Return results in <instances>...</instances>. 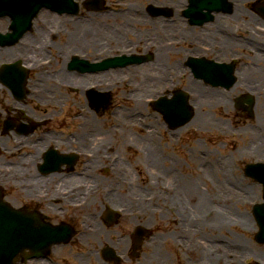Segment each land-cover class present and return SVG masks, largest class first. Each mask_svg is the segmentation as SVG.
I'll return each instance as SVG.
<instances>
[{
	"label": "bare ground",
	"instance_id": "6f19581e",
	"mask_svg": "<svg viewBox=\"0 0 264 264\" xmlns=\"http://www.w3.org/2000/svg\"><path fill=\"white\" fill-rule=\"evenodd\" d=\"M175 1H178L181 3L182 2L187 3L188 0H143L142 2H140L141 6L138 9L140 10V12L135 14L134 16L135 18L133 17L138 24V26H136L138 28L134 31L128 30V31H131L128 37H125L123 35L127 33H122L121 29L117 27L116 24L115 25L117 29L114 28L115 26L113 28H106L108 18L113 19V20H125L126 19L125 15L112 14L108 17L104 16L103 17L104 19L98 22L101 26H103L100 29L95 28V26L98 25L96 23L85 24L83 26L82 36L79 35L78 36L79 39L74 41V43L78 42L76 46H77V49L79 50H77L76 48H72V46H69L68 43H64L65 46H62L56 43L57 38L54 40H51L52 36L49 33H46L42 29L38 30L41 40L44 42L46 46H49L53 52L55 51L56 53H59L60 51L65 50L60 55V57L62 58V61L60 60L59 57L57 58V64L61 65V71L57 73V78L60 80H63L61 82L68 84V85H73L74 83L77 82L79 83L77 85H80L81 87L86 85V82L90 80H94V82L91 83L90 85L95 84V83H104V82H107L108 84H113L110 86L103 84L104 87H106L104 88V90H109L111 88L124 89L126 87H129V85H133L134 92L132 96L137 99H140L142 98L144 93L148 91L154 92L153 89H155L158 85H160L164 81H166L165 84H167L168 83L167 80L170 78L169 75L173 74L174 71L178 72L181 69L179 67V65L181 64L180 61L174 62V65H167V64L172 62L170 60V56L172 54H176V55L178 54V57H180V54L184 51V48L183 47L178 48V46H174V47H171L168 49L166 48L163 50L162 47H160L159 45V42H160L159 40L164 38L165 35H172V39L175 41H178V40L188 41V40L193 39L194 37H198L197 39H200V41L204 43L205 42L208 43L207 45L209 46L217 45L219 44V40L220 41L222 40L223 45H225V49L222 48L219 50L217 54L219 59H224L230 52L231 54L236 53V51L239 48H241V46H248L252 43L253 44L258 43L257 40L252 41L251 43V41L248 39V37H256V34L254 33L255 31H252L254 30V28L246 29L245 27H243V22L245 21H247V23H250L248 25L251 27L253 23H257V21H261V19L263 20L264 18V15H262L261 12L256 10L254 7H253V12L250 10L251 8L246 7L249 4V2H251L252 0H227L229 1L228 6H226V9L224 7L223 11L228 12V16H225L218 12H217L218 14H215V12L214 14L212 13L211 21L208 22L203 29H199L198 27L192 28V26L189 28V25H187L186 20H185L186 17L182 16L178 12H175V10H174V15L172 16L167 6H169L171 3H173V5L176 6L177 3ZM149 2L154 3L158 6L164 7V11H165L164 17L158 22H151L149 20L151 17L150 12L151 11L154 12L153 6L150 5L148 7L147 3ZM262 4L264 5V3ZM82 5L90 10H97L99 8V0H94V2H84ZM114 5L119 6L122 4H114ZM131 5L132 6H130V10L132 7L135 10L134 6H137V5H134V4H131ZM191 7L193 9L192 16L196 17L197 15L203 14L202 10H199V4H194ZM260 8L262 9L263 6H260ZM262 11H264V8L262 9ZM83 13L84 12L81 13V17H82L81 19H84V15H82ZM171 16L172 18L170 19ZM258 17L260 19H258ZM46 20L49 23H51V17L49 15H46L45 21ZM132 21L134 22L133 19ZM234 22L238 26H240V22H241L242 27L247 32L246 34L247 37L243 39H239L237 36H235L234 32L235 30H237V28L233 29L231 27L234 24ZM53 23H55V21H53ZM125 23L127 25L132 24L130 23L129 19L128 20L126 19ZM35 26H37V24H35ZM53 29H56V28L54 27ZM146 34L150 36L151 42H154L153 48L155 50H151V48L149 47L146 48L144 46V42H145L144 38ZM176 34L178 35L177 37H176ZM236 34H239V32L236 31ZM230 35H233V36H230ZM130 36H133V37L130 38ZM130 39H131V42H134V43L136 42L135 54L137 56L139 55V51H141V48H142L141 44L143 45L144 50H142V52H144L143 54L145 57L142 56V59H144L146 62L142 65L144 66V68H142V66L140 67L135 66L132 68L131 66H127V69L124 70L128 73V74L126 73L125 75L126 77L131 76L129 85L122 83L121 86L116 87V85L120 83L118 80L122 81L125 77V76L122 77V73L119 70H112V71L104 72V74L100 73L94 76L84 75V74H81V72L80 73L77 72V75H70V76L68 75L70 72L69 65L70 63H73L74 61V59H71L70 57L72 53L76 54V53H79L81 50L83 51V54L84 53L88 54L90 51V48L94 47L98 49L99 51L108 50L105 57H114L116 55L115 54L116 50H119V53L121 55L125 54L124 42L130 41ZM27 41L30 42L31 46L37 43L36 41L33 42L31 39H28ZM70 41L71 40H69V42ZM258 48H259V51H262L261 47H258ZM10 52H12V50H7V52L4 55H0V61L6 59L8 55H11ZM25 53H29L31 57H34L36 55L35 49L32 47H30L29 49H26ZM147 54L148 56H146ZM63 56H64V59H63ZM129 56L130 55H128L127 58ZM101 58H104V57L98 56L97 60ZM259 59L260 60L253 59V61L261 64L264 61V56L259 57ZM169 67H174V68L172 71L168 72L167 69ZM52 71L56 72V70H52ZM43 77L45 78V81L41 83V86L43 87V89H45V91L49 94L56 95L55 99H48V101L52 104L56 102L59 105H62L61 102L65 98L66 92L59 90L56 86L48 85L47 80L50 79L51 77L50 73L46 74ZM243 78L246 80V82L250 81L249 85L251 87L254 84H261L263 86V87L261 86V88L264 89V84L262 83V76L259 73L248 69L245 71V77H242V79ZM199 84L200 83H191L190 89L191 90L199 89L200 88ZM235 85H237V83ZM12 86L16 87V85L11 83L10 86L2 85V89L7 88L8 91H10ZM203 90L201 89V90H198V92H195V96L197 98H195L194 100V103H195L194 105L200 108V113H197L192 119V121L189 124H187L186 127H195V128L199 127L198 129L208 130L209 128L211 129L214 126L222 130L223 127L226 126V123H224L223 121H218L213 117V115L211 114L212 113L211 110H213V108L215 107L210 104V101L214 100L217 106L225 105V102L227 101H226L224 92L222 95L216 90L211 89V88H207V90H204V91ZM100 92L101 91H99L97 94H99ZM101 96L103 97L102 94ZM99 99H103V98L96 96L94 99V102H98L99 104H102L103 101H98ZM227 105H228V102H227ZM256 107H258V103L255 104L254 110L256 109ZM144 108H145V103L138 102L135 106V111L139 109L141 112H143ZM260 108H261L260 110H262L263 112L264 104L263 105L260 104ZM121 112L123 113L122 114L123 118L130 116V114L128 113V110L124 107L121 108ZM121 112L119 111V113ZM221 115H225V111H222ZM258 115H259V119L256 121L254 127H252L253 135L249 136V137H254V144L252 146L253 148L250 149V153L252 154L260 151L259 147H261V141L264 144V140L260 138V137H264V119L261 117V114L258 113ZM83 118L85 120L84 121L85 130L81 132V134L78 135V137L80 138L76 137L77 141H79L80 146H87V143L91 142V144L96 145V148H98L99 153H100L101 149L103 148L102 146L106 142L109 141V145H112L114 143V141L110 139V135L112 136L116 135L114 130H112L114 132H111L109 131V128L108 130H105L104 128L99 127L97 119L95 118V116H92L90 112H87L86 114H84L82 119ZM206 123L209 124V128ZM14 125L17 128H20L21 131L24 130L25 128L22 126L21 123H18V122H14ZM31 127L25 130L30 131ZM159 127L160 125L151 122L147 127L143 128L144 131L146 132L144 136L139 135L138 140H136L135 137L131 138L132 142L135 141L137 143H142V148L147 153V155H143V159H144L143 166H147V169L145 171L151 174V180H154L156 185H159L160 183L162 184L164 181H168L171 179L173 180L178 179V181H175V182L168 181L170 183L165 185L166 187H169V186L175 187L173 194L168 196L160 191L159 193L161 196L157 197L154 201H147V202L143 201V203H140V207L138 208L141 215H143L140 218L141 221L138 222L137 219H133V223H136V224L145 222L144 226L141 228L143 233H145L148 229L154 231L155 242H152V243H154L155 246L150 250L152 252V259H157V261H160V260L163 261V256H166V251H164V248L162 244H160V242L166 243L169 237L171 238V234L177 230V229H174L175 226H169L168 228L160 229L157 227L156 221L166 220L170 216H173V214L177 213L180 217H182L181 222L177 223L179 233L182 232L185 235V240L188 243V245H190L191 248H193L195 251L198 250V247H199V244L197 242H200V244H204L206 247L205 250H202L198 253L199 259L196 262H194V264H234V261L231 259H229L228 262L226 263H221V260L218 261V255L216 254V250L223 248L221 249V251L223 252V256H227L229 258L231 257L230 254H231L232 246L236 248L235 253L239 251L243 252L244 250H248L247 255L253 256L254 258H258L260 261L264 262V253L259 251L258 253H256L257 255H254L248 241L244 237V236H247V232H249L255 226V221L253 217L249 215V213L247 212L242 213V209L239 207V204L244 202L243 197L238 196V199H240V201L238 202V208L235 206H234L235 208H232L230 204L229 205L226 204L225 206L221 205L220 207L221 212L219 213V215H214L213 219L208 221L205 217L206 214H205L204 208L207 207L212 210H214L215 208H218V206L215 207L214 203L212 202L213 198L211 197V192L209 190L208 192L204 191V189L202 188L203 180L201 178L194 179L193 181H191L189 180L187 176H184L182 174L180 177L179 175L176 174L177 167L175 165L169 166L167 164L170 159L169 154H167V152L162 153L159 151V149L161 148V145H160L161 138L158 137V136H161L160 134H158ZM117 129H123L124 131L126 128L124 125H119ZM103 131L107 132L108 134L104 135ZM2 132H3V135H7V132L5 130H3ZM8 134H9V130H8ZM50 137L56 139L57 143L61 147H64L66 144L73 143L76 141L74 139L67 141L66 139L63 138L60 132L59 135H48V134L44 135V137L42 138L43 143H45L46 145L52 144V139ZM125 142H127V140H125L123 143ZM245 149L246 148H241L240 154H243ZM45 153L46 154L44 156L43 165L48 166L49 163L46 161V158L49 154V150L47 149ZM60 155L63 161L69 159V157L66 154H60ZM37 157H39L38 154L37 155L32 154V157L29 160L37 165L35 161ZM194 158L198 159V163H202V162L205 163L202 160L207 159L204 157V155L200 151H198L197 154H194ZM71 159L75 162H78L77 157H73ZM99 160L100 158L96 156L93 160L90 161L89 166L92 169V172H91L92 174L87 173L85 175H82L81 173H75L74 175L67 177L63 182H60V183H64V185L73 184L78 179H81L80 177L88 178L87 179L88 192L93 194L94 192L97 191L98 186L101 182V180H99L98 177L95 176L96 172L100 170ZM120 161H122V158L120 159ZM120 161H117L115 167L116 168L118 167V170H115V171H119L121 169L123 171L124 169H126L124 167L121 168L123 165ZM234 161L235 160H234V155H233L231 159L224 160V162L222 163V167L227 168V166L231 165ZM161 164H164V165H161ZM43 165L38 166L40 170L42 169ZM15 166H17V168H20L18 170V173L22 172L23 171L22 169H27L29 167L24 161L17 162ZM162 166H164V168H161ZM204 170H206L207 177L211 179L212 185L218 186V188H220L222 191L232 188L236 184L234 180L231 179L230 177L223 179L220 176H218L217 171L212 167L210 162H206ZM58 178L59 176L57 172L45 173L44 175H42L40 179H38L36 174L34 173V179L38 183V185L40 187H45L48 189L51 187L52 183L54 184V186L58 184L57 183ZM49 180L51 182H48ZM138 183H139V179L136 178L131 188H134V190L136 189L138 190V188H140L137 186ZM149 183L150 184L148 185H151V184L153 185L151 181H149ZM175 183L181 184L179 185L178 189H176ZM54 192H55V196L58 198V194L56 193L55 190ZM82 192L84 191L78 190L77 192H75V195L82 193ZM128 198L129 197L127 196V194L124 195L122 191L120 192V187H119V190L117 189L116 191H113L109 196L103 197L101 199H103L102 202H103V205H105L103 208H108L106 207V205L113 206L114 203L115 204L121 203L123 204L122 207H130L133 204V201H128ZM216 198L219 200L218 196ZM58 200L59 202H61L60 197ZM192 201H194V203ZM2 204H5V202L0 193V205ZM159 204L161 205V207L158 206ZM165 204L168 208H165ZM88 205H89L88 208L92 207L93 212L95 214V215L90 214L88 218L92 222H95L97 221V219L100 218V215L104 213L105 209L102 210L103 208L97 207L96 197H93L90 200V203ZM100 205L102 204L100 203ZM7 206L10 212L14 211V207H15L14 205L8 204ZM160 208L161 209L163 208L164 211H163V214H159L158 216H163V217H158L156 214L157 209H160ZM18 215L25 217L29 220L34 217V215L30 213L28 210L22 211ZM227 220L228 221L231 220V222L241 223L240 227L243 228L242 232L244 233V236H238L237 234H233L230 238H228L226 241H224L220 245H218L217 243L214 244L215 239H217L219 235H220V238L223 236V230H225L227 227L226 226ZM197 221H199L200 226L203 227V234L201 236L197 237L196 234L193 233L192 231L183 232L184 228L192 227L194 223ZM207 231H209V234H210L209 236H211V238L208 236ZM123 233L124 232L122 233L107 232L104 229V226L102 225V223L98 222V224L93 226L92 231L89 232L86 236H84V241H88V244H89L88 247L94 251L96 246H98L99 241L100 242L109 241L110 238L113 240L115 236L123 234ZM217 233L219 235H216ZM124 234L125 236L121 240H120L121 237H116L115 242L112 241L113 247L118 248V249L127 248L130 236L126 235L127 233H124ZM214 234L216 235V237H214ZM91 241H93V244H91ZM87 257L91 259L92 262L96 261V260H93V255L91 253H89ZM79 262L82 263V261H79ZM35 264H45V261L35 262ZM146 264H149V262H147Z\"/></svg>",
	"mask_w": 264,
	"mask_h": 264
},
{
	"label": "rangeland",
	"instance_id": "374dc122",
	"mask_svg": "<svg viewBox=\"0 0 264 264\" xmlns=\"http://www.w3.org/2000/svg\"><path fill=\"white\" fill-rule=\"evenodd\" d=\"M128 5L134 4V5H141L140 2H142L143 0H126ZM178 5H181V2L175 1ZM262 3H264V0H252L251 2H249V4L246 6L247 8H251L250 10L253 12V7L257 8L258 6H261ZM149 5V3H147ZM257 4V5H256ZM256 6V7H255ZM249 10V9H247ZM49 14L55 21L56 25L60 26L59 23H62L64 25V23L67 22V18H58L56 15H52L51 13L47 12V11H43L41 17L45 15ZM135 14V12L133 13ZM129 15V19L132 17V14H126ZM104 18H97L98 21L102 20ZM258 19H260L258 17ZM110 20H107V23ZM120 21V22H119ZM6 21H3L0 23V27L3 28L5 26ZM42 22V21H41ZM121 22H123L122 20H118V23L122 24ZM241 23V22H240ZM244 23V22H243ZM245 23H247V21H245ZM258 23V21H257ZM259 23H262L259 22ZM36 23H34L35 26ZM61 24V25H62ZM100 25V24H99ZM235 23L232 25V28L234 29ZM75 29L77 28V26H73ZM107 28V26H106ZM106 30V29H105ZM239 32L243 33V31H241L239 29ZM80 32L76 31L74 33V35H79ZM73 35V37H74ZM133 36H130V38ZM66 41V40H65ZM74 41V40H73ZM126 45L128 46L130 45L132 42H125ZM220 43H222L220 41ZM71 45L75 46V44L71 43ZM246 48H239L236 53L234 54H239L242 53ZM18 50L17 53L22 52L23 48H19L16 47L14 49V51ZM51 53V50L49 51ZM55 52V51H54ZM12 53V52H10ZM56 53V52H55ZM230 54H228L229 56ZM184 58V56H183ZM174 65V64H173ZM142 68H144V66H142ZM177 74V73H176ZM186 77L181 78V77H172V79H170L169 81L172 80V82L174 81V84L172 86V88L169 89L168 92H172L171 90L176 88H184L185 90H187V92L190 93L191 95V101L193 100V92H197V89L192 90L188 87L187 82L189 81L191 78L187 79ZM186 80V81H185ZM90 81L86 82V86L89 84ZM176 81V83H175ZM193 83H197L195 80L191 79L190 80ZM162 85H159L158 88H162ZM87 88V87H86ZM133 88V86H129L127 87L126 91L125 89H121V90H112L111 92H113L111 94L110 97V103L108 105H106L105 107H100V108H95L92 109L90 103H88V99H87V94H83L81 92H78L77 94H72L70 97H68L69 101H67V103L65 105H58V104H54L52 105V107H49L48 109L45 110H40L37 109L35 107V105L31 104L29 105V113L28 116L33 117L34 121H38L40 119L43 118H50L53 117L54 120H52V122H48L46 125L44 126H40L38 127L41 128V131L37 130V133H44L46 132V128L49 129V131H54L57 134H59L61 132V135L63 136L64 139L67 140V138L70 135L76 136L81 134V132H83L84 129V118L82 119L81 117L79 118H72L71 117L77 113H80L81 111H86V108L88 110L91 111L92 116H95V118L97 119L98 122V126L101 128H104L105 130H108L111 132L115 131V136L110 135V139L114 141V143L112 145H109V141L106 142L102 147L100 153H98V157L100 158L99 162H100V170L96 172L95 176L98 177L99 180H101L98 189L96 192H94L93 194L88 192V184H87V179L88 178H83L80 177L81 179H78L76 182H74L73 184H65L64 183H58L56 184L58 186V188L61 187V190L64 189H71L70 187H75L77 186V189L79 191H84L82 193H79L73 197H68L70 199L73 200V203H79L80 201L84 200L86 197H96V201H97V207L99 208H103L105 205H103V198L104 196H107L108 193H110L111 191H116L117 189L119 190L120 187V192L122 191V193L125 195L127 194L128 201H133V204L128 208V211L131 210V212H135L134 211V204L136 203H143L147 202L148 199L151 197L152 194L156 195V194H160L159 192L161 191L162 193H166L167 187L165 186L166 184H169L170 182L168 181H178V179H171L168 181H164L162 184L160 183L159 185H156L154 180H151V174L147 171H145L147 169V166H143V155H147V153L145 152V150L142 148V143H137L135 141H131L132 137H135L136 140L139 139V135L144 136L146 134V132L144 131V129L138 128L136 127V123H141V121L144 119L146 120V116L148 117L149 113L152 111L151 108H149L146 112L145 110L143 111V114L140 113L139 111H135L133 109H128L129 106H131L130 102V90ZM227 92L228 90L225 89ZM104 92V95H110L107 90H102ZM125 91V92H124ZM128 91V92H127ZM6 92L7 91H3L2 89H0V137H10L11 134H7V135H3L2 132V128H3V123L5 120H8V118H13L15 117V113L18 111L16 108L13 109L11 107L15 105V107H18L19 103H17L12 97L10 98H6ZM163 92V91H162ZM70 93V92H69ZM227 95V93H226ZM121 96H123V98L121 99ZM8 97V95H7ZM233 98V97H232ZM119 106V107H118ZM62 107V109H61ZM112 107H114V109H112ZM121 107H126V109L128 110V113H131L132 115L127 117L126 120H128V122L124 125L125 126V130L123 131V129H117V127L122 124L121 120L117 121V118H121L122 117V112L120 110ZM97 109V110H96ZM112 109V110H111ZM81 110V111H80ZM132 110L134 111V114L132 113ZM119 111L121 113H119ZM235 109L233 107H231V110L228 112V114L225 115H221V113H216L214 116L216 117V120L218 121H223L224 123H226V126L223 127L222 130H220V128H209L208 130H198V128L195 127H190L187 129H190L188 131H190L188 134V137L184 138L183 142L178 143L176 141L175 137H180L183 136L184 130H171L167 127V124L164 122L163 117H161L162 115L159 114L158 119H156V122L158 121V125H160L159 129H158V134H160L161 136H158L159 138H161L160 140V145L161 148L159 149L160 152L165 153L167 152V154H169L170 159L168 161V165H175L176 168V174L177 175H181V173H183V175H186L189 180L193 181L194 179H198L199 177H203L201 173V167H199V169L195 168L196 165H200V163H198V159H195V162L193 163V157L190 156V153L192 150L194 149H203V150H211L213 152L212 156L219 158V157H227V156H232L233 154H235L237 157L236 158V162H234L232 164V167H229L228 169H230L229 173L225 174V173H221L223 174L222 177H230L231 179H233L236 183L238 181H241V178L243 176L242 172H241V166L249 160V158L245 155L242 156H237V153H239V149L240 148H245L248 146V141H249V137L244 136V135H239L238 137L233 136V132L238 133L237 131H239V133L245 134L244 132V128L245 127H249L251 128L249 125L250 124H254L256 120H258L259 115L255 113L254 111V117L252 119H249L248 117H239L238 113L234 114ZM262 112V110H260ZM157 113H154V115ZM14 115V116H13ZM72 115V116H71ZM79 115V114H78ZM146 115V116H145ZM136 116V117H134ZM262 116L264 117V110L262 112ZM114 117V118H113ZM262 117V118H263ZM18 120L19 117L17 118ZM155 120V119H154ZM153 120V121H154ZM240 120V121H239ZM23 121L25 122H30L29 118H25L23 117ZM155 122V121H154ZM163 122V124H162ZM2 123V125H1ZM162 124V125H161ZM242 124V125H241ZM116 127V128H115ZM209 127V126H208ZM206 128V127H205ZM232 128V131H230V129ZM44 129V130H43ZM239 129V130H238ZM114 130V131H112ZM97 133V132H96ZM104 135H107V132L103 131ZM12 135H15V133H13ZM21 137V136H19ZM8 139V138H7ZM125 140H127V142L123 143ZM74 140H76L77 143L73 142L69 145V148H67L66 150L61 148V154H71L72 151H78L81 152L83 151L86 154L87 152H99L98 148H96V145L91 144V142L87 143V146H83L80 147L79 141H77L76 138H74ZM90 140V139H89ZM5 143H2L3 145H12L13 143L11 142V140L8 139V141H4ZM111 144V142H110ZM129 144V146H128ZM46 148V147H45ZM45 148H39L41 149V153L43 150H45ZM54 150L60 149L57 147V145H53ZM119 154L120 159L122 158V161H120V159H118V161H120L122 163V167L121 168H126L122 171H115L113 169H111V166L109 164V158L112 157V154ZM41 156V154H40ZM191 159H190V157ZM0 159H2L0 157ZM81 159V161H80ZM79 159V161L77 162L75 168L80 170L79 173H81L82 175H85L87 173H91L92 169L88 168L87 170L82 169L84 167L82 161L84 162V160H86L85 157H81ZM3 160V161H2ZM0 160V165L3 163H6L4 161V159ZM29 160V159H28ZM38 159L36 158L35 161H37ZM81 163V164H80ZM141 163V165H140ZM9 164H11V162H9ZM145 165V164H144ZM164 165V164H161ZM194 165V166H191ZM132 166V167H131ZM236 167V170H234V168ZM161 168H164V166H162ZM32 172V168L29 169ZM116 170H118V167L116 168ZM73 171V169L68 170L67 172L65 171V173L71 172ZM86 172V173H84ZM64 172H62V174H58L59 178H61L60 180L63 181V179H66V175ZM180 173V174H179ZM92 174V173H91ZM225 174V175H224ZM36 176L38 177V174H36ZM181 177V176H180ZM138 178L139 179V183H138V190H134V188H130L133 186L135 179ZM178 178V177H177ZM207 179V178H206ZM205 179V180H206ZM149 181H151L153 183V185H148L150 184ZM244 181V180H243ZM245 183H248L244 181ZM5 183V182H4ZM176 184V183H175ZM180 184V183H179ZM84 185V186H83ZM79 186H83V187H79ZM136 186V187H137ZM254 186V187H253ZM4 190L6 192V196L8 197V199H10L11 201H13V203L19 207L20 205H24L31 203L30 207L33 205L34 200H36L34 195H30V196H26L24 195L20 188H19V182L18 183H5L3 184ZM56 186H54V184H51V187L48 189L46 188L45 190L41 187H37V189L35 190L36 194L37 192H48L52 194V191L55 189L56 192L59 191V189L55 188ZM251 187H253L252 189V198H254V200H258L260 201L261 196H262V190H261V186L257 185H252ZM237 190H244L242 188H238ZM228 191H230L231 193H236V189L234 188H230L227 191L222 192V195L225 193H229ZM21 192V193H20ZM20 193V194H19ZM141 194V195H140ZM144 195V196H143ZM35 198V199H34ZM141 198V199H140ZM48 200H52V195L49 199H46L45 202V206L43 205V209L46 212V215H48V217L50 216V211L46 208L47 206H51L50 203L51 201ZM249 201V200H248ZM247 199H244V203L239 204V207L242 209V212H244L245 210H251V206L250 203H248ZM194 203V201H192ZM100 203L102 205H100ZM123 204L121 203H114L113 207H111L110 209L113 210V212L116 214V217H118L117 214V209L118 207L123 208L122 207ZM58 206V209L56 211V215L57 217L55 218L54 222L55 223H60L62 220L64 221H69L71 222L73 225L76 226L75 229H79L82 228V230H84V226L89 224V220L87 219V217L90 214H94L92 207L88 208V204L82 208H79L77 210L73 209V206L71 208V206H68L65 202H61V203H55V205L51 206ZM96 207V206H95ZM210 208H204L205 211H209ZM104 210V208L102 209ZM101 210V212H102ZM66 212V215H63L61 213ZM100 212V213H101ZM49 213V214H48ZM84 215V216H83ZM147 216V215H145ZM78 217V218H77ZM115 217V222H113L112 225H108L106 224V222L103 223L102 218L101 221L103 223L104 226H106L107 230H112V229H117L118 227H127L128 225H132L131 221L132 219L130 217H126V215L122 216L121 215V219L123 220V223H121L119 221L118 223V219ZM53 219V218H52ZM131 219V220H130ZM138 221L140 222L141 219L138 218ZM227 223H230V221L227 220ZM141 224H145V222H141ZM172 225L173 222L170 219L167 220H162V221H158L157 222V226H161V228H163L165 225ZM237 230H242L241 227H239V225L241 226V223L237 224ZM114 226H118L113 228ZM256 227V226H255ZM257 227L255 228L253 234L250 233L248 236H246L245 238L251 242L252 248H254V252H258V251H264V245L262 244H258L255 239H254V235L255 232H257ZM173 235V234H172ZM241 236H244L243 234H240ZM178 236V235H177ZM177 236L176 233H174L173 237L170 238L168 240V244H165V249H174L176 250L178 253H180V250L177 248L179 246V242L177 241ZM252 236V239L250 238ZM150 241H145L139 252L137 253V256L135 257L136 259H128L126 263L124 264H136L140 258V263L141 264H146L147 262H149V264H151L152 262L149 260V257L152 256V254L148 251L149 248H151L153 246L150 245L149 243ZM85 244H77V245H71V247L69 248H61L58 251V255L57 257V261H59L60 264H93L92 261H89V259H87L86 257H81V259H76V255L80 252H83V256L84 253L86 251L87 246H89L88 241H85ZM106 245V243H100V250H101V246L102 248ZM78 247V248H77ZM147 247V249L145 248ZM96 250H98L99 248L96 247ZM147 252V253H144ZM101 252H94L93 255V260L99 261L101 262L102 260H100V256ZM131 254H129L130 256ZM128 256V257H129ZM164 257V256H163ZM192 257L193 260H197L198 255L196 254V252L192 253ZM84 259V260H83ZM164 259V258H163ZM79 261H82V263H80ZM96 261L94 263H96ZM163 263H166L165 260H163ZM50 264V263H49ZM175 264H185L184 259L182 260V258L178 255L177 258H175Z\"/></svg>",
	"mask_w": 264,
	"mask_h": 264
},
{
	"label": "flooded vegetation",
	"instance_id": "af4514ba",
	"mask_svg": "<svg viewBox=\"0 0 264 264\" xmlns=\"http://www.w3.org/2000/svg\"><path fill=\"white\" fill-rule=\"evenodd\" d=\"M27 94L29 95L30 93H29V91H27ZM25 103V102H24ZM29 113V112H28ZM28 113L26 114V113H24V112H16L15 113V117H13L12 119L10 118V120H12V121H14V122H18V123H25L26 124V126H23V127H25L24 129H27V128H30L31 126V129H30V131H28V132H26V133H18L17 131H16V128H14V129H12L11 131H14V132H12V133H17V134H15L14 136H21V137H12V135L10 136V137H0V157L2 158V159H4V161L6 162V163H3V164H1L0 165V182L2 183V184H5V183H7V184H9V183H11V182H13V183H18L19 182V188H20V190H21V192L24 194V195H26V196H30V195H34L35 196V198H36V200H34V202H33V204L34 205H38V206H45V200L46 199H49L50 197H51V195H52V200H48V201H51V203H50V205H55V203H61V202H59L58 201V199H57V197L55 196V193H48V192H37L36 194H34L35 193V190L37 189V187H40L39 185H38V183L35 181V179H34V177L32 178L33 180H31V176H30V174H40V175H42L40 172H38L37 171V167H36V164L35 163H33L32 161V163H33V166L31 167L30 165H28L29 164V161H28V159H30L31 157H32V154L33 155H39V153L38 152H34V153H31V155L29 156V157H27V155L26 154H18V155H11V151H17L18 150V148L19 147H17L16 145H14V144H12L11 145V150H10V145H6V144H2V143H5L4 141H8V139L9 140H11V138L13 139V140H15V139H18V140H20V138H22V139H25L26 141L25 142H22L20 145H28V144H35V145H38V144H41V143H43V141H42V138L44 137V135H56V133L54 132V131H49V129L48 130H46V132H44V133H37V130H39V131H41V129H38V127H39V124H38V121H34L33 120V117H30V116H28ZM14 116V115H13ZM19 117V119L20 120H18L17 118ZM23 117H27V118H29L30 119V122H25V121H23ZM53 120H54V118H53ZM30 126V127H29ZM44 130V129H43ZM22 131H24V130H22ZM57 135H59V134H57ZM32 136H34V137H32ZM8 138V139H7ZM51 139H52V144H48V146H53V145H57V147L58 148H60V149H58V150H60L61 151V148H63V149H67V148H69V146H71V145H69V144H71V143H69V144H66L64 147H61L58 143H57V141H56V139H54V138H52V137H50ZM74 138L73 137H68L67 138V141H70V140H73ZM38 158V157H37ZM2 159H0V160H2ZM3 161V160H2ZM22 161H24V162H26V164L29 166L27 169H22L23 171L20 173V174H17L15 171H8L9 169H16V170H19L20 168H17V166H15L16 165V163L17 162H22ZM28 161V162H27ZM9 162H11V164H9ZM37 162V161H36ZM35 164V165H34ZM33 169L32 170V172L29 170V169ZM3 169H5L4 171H2ZM38 179H40L39 177H37ZM35 181V182H34ZM5 182V183H4ZM34 184H35V186H34ZM41 188V187H40ZM44 190L46 189L45 187H42ZM20 192V193H21ZM19 193V194H20ZM34 198V199H35ZM8 199V198H7ZM57 199V200H56ZM10 200V199H9ZM11 201V200H10ZM13 202V201H12ZM24 205H26V206H29L30 207V205H31V203H30V205H29V203H27V204H24ZM40 208H42L43 209V207H40ZM172 216H170L168 219H170ZM117 219H118V222H119V216L117 217ZM86 227H88V224L87 225H85ZM93 226H94V224H92V225H89V227L91 228V230L93 229ZM184 228V227H183ZM107 232H114V233H122V232H124L125 233V231L121 228V227H118L117 229H113V230H106ZM185 231V228L183 229V232ZM176 233H178V234H182V232L181 233H179V230L177 229L176 231H175ZM174 232V233H175ZM120 234V235H117V236H115L114 237V239L112 240L111 238H110V240L109 241H106L108 244H110V245H113L112 244V241L113 242H115V240H116V237H121L120 238V240L122 239V238H124V236H125V234ZM174 233H172L173 235H174ZM171 234V238L173 237V235ZM155 235V234H154ZM154 235H153V240H152V242H155V240H154ZM105 237V236H104ZM106 239V238H105ZM169 239H170V237H169ZM168 239V240H169ZM169 242L167 241L166 242V244H168ZM155 246V244L153 243V246H152V248ZM116 249H118V248H116ZM120 251H122V252H126V250L125 249H119ZM172 258V249L170 250H168L167 251V255H166V257H165V259L166 260H170ZM153 261H157V259H153ZM172 263V262H171ZM167 264H169V263H167Z\"/></svg>",
	"mask_w": 264,
	"mask_h": 264
},
{
	"label": "water",
	"instance_id": "95a60500",
	"mask_svg": "<svg viewBox=\"0 0 264 264\" xmlns=\"http://www.w3.org/2000/svg\"><path fill=\"white\" fill-rule=\"evenodd\" d=\"M28 2V3H27ZM7 4H11L13 10H20L23 11L26 9V7L28 8L29 6L32 5V1L31 0H0V6H5ZM24 13V11H23ZM23 16H25L23 14ZM188 116V115H187ZM2 225H4V222L1 223ZM42 236L43 238L46 237L47 238H52L51 234L49 233H45V235H41V232L39 231H32L29 234V240L32 241L34 239H36V237ZM12 250L10 251H3L0 253V261L5 262L6 260H8V258L11 256Z\"/></svg>",
	"mask_w": 264,
	"mask_h": 264
}]
</instances>
